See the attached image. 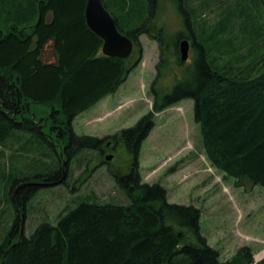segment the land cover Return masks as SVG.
<instances>
[{
	"label": "trees",
	"instance_id": "16d2710c",
	"mask_svg": "<svg viewBox=\"0 0 264 264\" xmlns=\"http://www.w3.org/2000/svg\"><path fill=\"white\" fill-rule=\"evenodd\" d=\"M86 1L0 0V146L13 149L24 133L42 138L54 149V140L47 135L55 136L60 147L65 146L69 164L87 149L103 152L110 141L109 137L77 134L73 121L128 79L143 57L141 35L149 33L163 49V32L150 31L159 0H119L120 15L110 12L119 30L134 41L132 53L123 58L102 52L103 39L86 22ZM188 1H178L182 14L189 13ZM226 2H202L198 9ZM261 3L264 6V0ZM228 4L227 15L216 24L239 12L244 0H228ZM240 14L241 50L235 46L239 37L230 35L224 42L231 52L227 61H223L224 51L210 57L205 38L198 36L185 17L189 32L174 41V55L183 66L180 41L192 39L193 66L187 67L171 91H154L153 110L161 112L184 99L195 100V120L211 164L238 182L248 180L264 187V31L259 29V42L248 46L252 36L247 33L253 29L247 14ZM245 47L246 54L242 53ZM153 114L117 134L135 156L131 172L117 176L128 202L85 197L64 208L55 223L40 224L17 244L28 203L44 184L28 185L29 178L15 179L10 196L16 216L0 244V264H253L250 246L222 262L220 251L201 232V210L170 203L162 185L142 182L138 156L155 125ZM55 156L58 163L61 156ZM37 177L45 182L58 179L53 174Z\"/></svg>",
	"mask_w": 264,
	"mask_h": 264
},
{
	"label": "rangeland",
	"instance_id": "374dc122",
	"mask_svg": "<svg viewBox=\"0 0 264 264\" xmlns=\"http://www.w3.org/2000/svg\"><path fill=\"white\" fill-rule=\"evenodd\" d=\"M178 1L159 0L157 17L150 28L156 35L163 32V49L149 33L141 35L143 57L139 65L114 94L78 115L73 122L79 135L109 137L103 152L91 149L81 152L68 164L66 181L56 183L36 178L40 174H52L58 168L57 153L63 163L67 162V151L65 146L60 147L59 138L47 135L50 141L54 140L56 150L52 148L53 144L42 138L24 133L13 149L0 146V244L10 233L16 216L10 196L15 179L29 178L28 185L44 184L28 203L24 222L26 236H30L44 222L55 223L64 208L85 197L103 202H128L124 190L118 185L117 176L131 172L135 156L117 134L134 126L152 111L155 125L143 140L138 156L142 182L162 185L167 190L170 203L199 208L201 232L208 244L220 251L222 262L231 259L244 246L253 249L254 264L264 259V187L253 185L248 180L238 182L211 164L200 126L195 120V100L184 99L161 112L153 110L154 91L161 94L171 91L187 67L193 66V46L183 66L178 65L174 55V41L178 35L189 32L186 16L198 36L205 38L210 57L224 51L227 55L223 61H227L231 52H228L227 42H224L232 38L230 35L239 37L235 46H240L241 50L240 13L247 14L250 20L253 31L247 33L252 36L248 46H253L260 40L257 37L259 29L264 31V19L261 18L264 6L261 0H244L239 12L233 11L229 18L216 24L229 11L228 0L221 7L210 6L209 10L198 8L203 6L202 2L212 5L215 0H187L185 8L189 13L185 14L180 11ZM103 2L109 12L120 15L117 8L119 0ZM135 51L137 55L136 47ZM247 52L248 48H243L242 53ZM251 57H246V61ZM106 103L108 106H105ZM43 151H48V154H42ZM108 156L112 158L107 159ZM20 230L21 226L19 235Z\"/></svg>",
	"mask_w": 264,
	"mask_h": 264
},
{
	"label": "water",
	"instance_id": "95a60500",
	"mask_svg": "<svg viewBox=\"0 0 264 264\" xmlns=\"http://www.w3.org/2000/svg\"><path fill=\"white\" fill-rule=\"evenodd\" d=\"M85 17L89 28L103 39L102 52L105 55L123 58L132 53L134 41L119 30L114 16L107 10L103 0H87ZM190 48L191 45L188 39L180 41V58L183 62L189 59ZM111 158L112 156H108L107 159ZM23 235L24 227L22 223L20 240L17 244L21 242Z\"/></svg>",
	"mask_w": 264,
	"mask_h": 264
},
{
	"label": "flooded vegetation",
	"instance_id": "af4514ba",
	"mask_svg": "<svg viewBox=\"0 0 264 264\" xmlns=\"http://www.w3.org/2000/svg\"><path fill=\"white\" fill-rule=\"evenodd\" d=\"M182 39H186V38H182ZM188 40L190 41V45H191V48H192L193 41H192V39H188ZM64 163H63L62 160H60L57 163L58 168L52 172L53 175H55V176L57 175L58 176V179L55 180L56 183H64L66 181V177H67V173H68V169H67L68 164H67V162H64Z\"/></svg>",
	"mask_w": 264,
	"mask_h": 264
},
{
	"label": "crops",
	"instance_id": "0c3cea01",
	"mask_svg": "<svg viewBox=\"0 0 264 264\" xmlns=\"http://www.w3.org/2000/svg\"><path fill=\"white\" fill-rule=\"evenodd\" d=\"M110 95H111V94H110ZM108 96H109V95H108ZM108 96H106V97H108ZM106 97H104L103 99H105ZM103 99H101L99 102H101ZM99 102H98V103H99ZM98 103H97V104H98ZM94 106H95V105H94ZM94 106H93V107H94ZM105 106H108V104L106 103ZM91 108H92V107H91ZM91 108H90V109H91ZM84 112H85V111H84ZM82 113H83V112H82ZM79 115H80V114H79ZM74 120H75V119H74ZM73 122H74V121H73ZM101 138H102V137H101ZM253 264H254V263H253Z\"/></svg>",
	"mask_w": 264,
	"mask_h": 264
}]
</instances>
